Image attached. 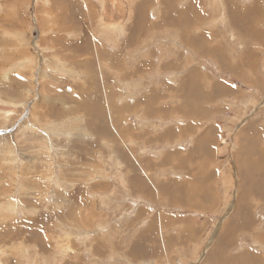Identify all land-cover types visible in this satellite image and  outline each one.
Listing matches in <instances>:
<instances>
[{
  "label": "rangeland",
  "instance_id": "1",
  "mask_svg": "<svg viewBox=\"0 0 264 264\" xmlns=\"http://www.w3.org/2000/svg\"><path fill=\"white\" fill-rule=\"evenodd\" d=\"M263 27L264 0H0V264H264Z\"/></svg>",
  "mask_w": 264,
  "mask_h": 264
},
{
  "label": "bare ground",
  "instance_id": "2",
  "mask_svg": "<svg viewBox=\"0 0 264 264\" xmlns=\"http://www.w3.org/2000/svg\"><path fill=\"white\" fill-rule=\"evenodd\" d=\"M233 28H234V26H233ZM263 28H264V27H263ZM257 30H258V29H257ZM255 33H256V32H255ZM253 34H254V33H253ZM260 40H261V39H260ZM263 48H264V47H263ZM234 70H237V72H236L237 74L242 73V71H239L238 69H234ZM259 87H260V86H259ZM25 223H26V222H25ZM256 238H257V239H262V240H264L263 237L260 236V235H259V236H256Z\"/></svg>",
  "mask_w": 264,
  "mask_h": 264
}]
</instances>
